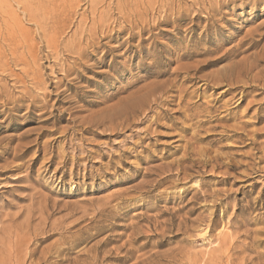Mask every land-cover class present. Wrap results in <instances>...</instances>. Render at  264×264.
Listing matches in <instances>:
<instances>
[{"label": "rangeland", "instance_id": "rangeland-1", "mask_svg": "<svg viewBox=\"0 0 264 264\" xmlns=\"http://www.w3.org/2000/svg\"><path fill=\"white\" fill-rule=\"evenodd\" d=\"M32 1L45 4L42 26L54 21L51 42L22 4L0 0L34 51L55 55L3 70L0 57L6 264L28 258L35 223L49 236L40 251L83 229L54 264L94 253L97 264H264V0ZM25 215L34 227L21 234Z\"/></svg>", "mask_w": 264, "mask_h": 264}, {"label": "bare ground", "instance_id": "bare-ground-1", "mask_svg": "<svg viewBox=\"0 0 264 264\" xmlns=\"http://www.w3.org/2000/svg\"><path fill=\"white\" fill-rule=\"evenodd\" d=\"M13 1H17L18 3H20V4H22L21 6H24L23 7V9H25V10H23V11H25L26 12V18L28 19V22L29 21H31V23L33 22V24L35 23V24H37V26L42 30V31H39V32H43V34H42V38L45 40V42L43 41V44L44 43H48V42H51V41H53L54 40V37L55 36H57L58 35V31L57 30H55L54 29V21L51 23L52 24V27L51 28H49V29H46V27H44V25L42 26L41 25V23H45L46 21H45V19H44V17H39L38 16V14L41 12V11H39V9H41V10H43V11H45V9H46V7H45V4H44V2H42L41 1V3H39V4H37L36 2L34 3V1H32V0H13ZM228 1V0H227ZM126 2V1H125ZM161 2V1H160ZM13 3V2H12ZM18 3H16V4H18ZM122 3H124L123 1H122ZM15 4V3H14ZM154 4H155V2H154ZM229 5V4H228ZM67 6V5H66ZM121 6H122V4H121ZM159 6V5H158ZM157 6V7H158ZM5 6H2L1 4H0V42H2V48H0V57L2 56V58H3V60H4V63L1 65V70H3V69H9V62H8V59H10L11 60V62H12V64H13V66L15 65V66H17V65H23V66H29V64L30 63H36L37 62V56H38V53H40L39 52V50L37 49V47H35V49H36V51H34V44L32 43V40L31 39H29V37L26 35V32H27V30H25L24 28H22L20 25H18L19 24V21H18V19H17V16L14 14V12H13V10L12 9H8L7 10V7H9L10 8V5H8V6H6L5 8H4ZM76 7V6H75ZM127 7V6H126ZM118 8V7H117ZM123 8V7H122ZM160 9V8H159ZM115 10H117V9H115ZM49 11H51L52 13H54V3L53 4H50V9H49ZM161 11V10H160ZM22 14V13H21ZM104 15V14H103ZM99 16V15H98ZM102 16V15H101ZM104 17V16H103ZM94 18V17H93ZM98 18V17H97ZM105 18V17H104ZM40 19H41V21H40ZM95 20V19H94ZM102 20V19H101ZM23 21V20H22ZM96 21V20H95ZM141 21H143V20H141ZM41 22V23H40ZM97 23H98V21H96ZM106 22H108V21H106ZM128 22V21H127ZM21 23V22H20ZM95 23V22H94ZM94 23H92V25L94 24ZM100 23V22H99ZM73 24V23H72ZM102 24V23H101ZM104 24V23H103ZM96 25V24H95ZM141 26V25H140ZM100 27V26H99ZM101 27L103 28V26L101 25ZM105 27H107V26H105ZM123 28V27H122ZM132 28V27H131ZM90 29V28H89ZM94 29V28H93ZM130 29V28H129ZM100 30V29H99ZM98 30V31H99ZM132 30V29H131ZM257 30V29H256ZM91 31V30H90ZM95 31V30H94ZM94 31L92 30V32L94 33ZM101 31H102V29H101ZM106 31V30H105ZM87 32V31H86ZM85 32V33H86ZM92 32H89L88 31V37H89V35L91 36L92 35V37H94L95 36V33L94 34H89V33H92ZM36 33V32H35ZM77 33V32H76ZM37 34V33H36ZM107 34H108V32H107ZM77 35V34H76ZM78 36V35H77ZM83 36H85V35H83ZM255 36V35H254ZM102 37V36H101ZM108 37V36H107ZM247 37V36H246ZM34 38V37H33ZM40 38H41V33H40ZM77 38H79V36L77 37ZM82 38V37H81ZM84 39V38H83ZM244 39V38H243ZM79 40V39H78ZM87 40V39H86ZM89 40V39H88ZM74 41H75V39H74ZM90 41V40H89ZM75 42H79V41H75ZM75 42H74V44H75ZM91 42V41H90ZM247 42V41H246ZM39 43L41 44V42L39 41ZM71 43H72V41H71ZM70 43V44H71ZM84 43V42H83ZM86 43V42H85ZM97 43V42H96ZM252 43V42H251ZM39 44V45H40ZM42 44V45H43ZM88 44V43H87ZM93 44V43H92ZM1 45V44H0ZM59 45V44H58ZM76 45V44H75ZM82 45V44H81ZM84 45V44H83ZM86 45V44H85ZM248 45H250V44H248ZM38 46V45H37ZM46 46V45H45ZM69 46V45H68ZM71 46L72 47H75L74 45H72L71 44ZM76 46H79V45H76ZM89 47L91 46V45H88ZM95 45H93V47H94ZM40 47V46H39ZM70 47V46H69ZM68 47V48H69ZM83 47V46H82ZM81 47V48H82ZM86 47V46H85ZM84 47V48H85ZM67 48V47H66ZM76 48V47H75ZM83 48V49H84ZM46 50H47V46H46V48H45ZM49 49V48H48ZM61 49H62V47H61ZM78 49V48H77ZM76 49V50H77ZM82 49V50H83ZM90 49V48H89ZM70 50V49H69ZM68 50V51H69ZM72 50H73V48H72ZM82 50H81V52H82ZM60 51V50H59ZM64 51H66V50H64ZM71 51V50H70ZM4 52H5V54H4ZM35 52V53H34ZM49 52L50 53H48L47 55H45V54H43V52H41L43 55H45V57L44 58H46V59H50V58H52V56H55L54 55V50H50L49 49ZM74 52H75V54H76V51L74 50ZM111 52V51H110ZM40 53V54H41ZM62 53H64V52H62ZM77 53H79V52H77ZM70 54V53H69ZM80 54V53H79ZM84 54V53H83ZM58 55H60V54H58ZM74 55V54H73ZM118 55V54H117ZM190 55V54H189ZM192 55V54H191ZM8 56V57H7ZM41 56V55H40ZM77 56H78V54H77ZM1 58V59H2ZM41 58V57H40ZM75 59H76V55H75ZM39 60V59H38ZM44 61V60H43ZM80 62H81V60H80ZM198 62V61H197ZM1 63V62H0ZM72 63H73V61H72ZM240 63H242V62H240ZM52 64H53V66H54V64L55 63H51V66H52ZM205 66L207 67V66H213L214 64H215V62L214 61H212V60H209V61H206L205 63ZM239 64V63H238ZM249 64V63H248ZM48 65H50V64H48ZM193 65V64H192ZM235 65V64H234ZM233 65V66H234ZM12 66V65H11ZM34 66V65H33ZM57 66V65H56ZM195 66V65H194ZM232 66V67H233ZM19 67V66H18ZM235 67V66H234ZM236 67H238V66H236ZM235 67V68H236ZM240 68H242V67H244V66H239ZM246 67V66H245ZM248 68H249V66H247ZM12 68V67H11ZM21 68V67H20ZM41 68H43V67H40V69ZM48 68V67H47ZM240 68H238V69H240ZM253 68V67H252ZM66 69V68H65ZM69 70H70V68H68ZM198 69H200V67L198 68ZM230 69H231V67H230ZM233 69V68H232ZM243 69V68H242ZM250 69V68H249ZM43 70V69H42ZM41 70V71H42ZM51 70V69H50ZM69 70L67 71V73H69ZM193 70V69H192ZM235 70V69H234ZM241 70V69H240ZM244 70V69H243ZM247 70V69H246ZM11 71H13V70H11ZM32 71V70H31ZM34 71V70H33ZM64 71H66V70H64ZM198 71V70H197ZM230 71H233V70H230ZM247 71H249V70H247ZM2 72V71H1ZM6 72V71H5ZM4 72V73H5ZM30 72V71H29ZM227 72H229V71H227ZM251 72V71H250ZM3 73V72H2ZM1 73V74H2ZM23 73V72H22ZM44 73V72H43ZM51 73V72H50ZM65 73V72H64ZM224 73V72H223ZM232 73V72H231ZM242 73H246L245 71L243 72V71H239V75L241 76L242 75ZM24 74V73H23ZM29 74V73H28ZM52 74V73H51ZM222 74V73H221ZM226 74V73H225ZM32 77H31V82H32V84L34 85V86H38L39 84H41V82H42V78H41V76L42 75H40V73L39 72H35V73H32ZM53 75V74H52ZM238 75V74H237ZM9 76V75H8ZM29 76V75H28ZM45 76V75H44ZM7 77V76H6ZM46 77V76H45ZM217 77V76H216ZM229 77V76H228ZM231 77V76H230ZM237 77V76H236ZM239 77V76H238ZM242 77V76H241ZM8 78H10V76L8 77ZM47 78V77H46ZM46 78H45V80H46ZM209 78V77H208ZM218 78V77H217ZM216 78V79H217ZM245 78V77H244ZM26 79V78H25ZM28 79V78H27ZM221 79V78H220ZM228 79V78H227ZM235 79V78H234ZM6 80V79H5ZM24 80V79H23ZM215 80V79H214ZM222 80H225V79H222ZM221 80V81H222ZM236 80V79H235ZM234 80V81H235ZM27 81V80H26ZM25 81V82H26ZM229 81V80H228ZM21 82V81H20ZM19 82V83H20ZM45 82V81H44ZM173 82V81H172ZM236 82H238V80H236ZM240 82V81H239ZM47 83H49V82H47ZM216 83V82H215ZM228 83V82H227ZM231 83V82H230ZM18 84V83H17ZM46 84V83H45ZM214 84V83H213ZM237 84V83H236ZM242 84V83H241ZM2 85V84H1ZM20 85H21V83H20ZM26 85V84H25ZM28 85H30V83H28ZM230 85V84H229ZM244 85V84H243ZM7 85H5V87H6ZM45 86V85H44ZM3 87V86H2ZM1 87V88H2ZM31 87V86H30ZM32 88V87H31ZM7 89V88H6ZM5 89V90H6ZM46 89V88H45ZM37 91H38V89H36ZM2 91L4 92V90H3V88H2ZM1 91V92H2ZM9 91V90H8ZM21 91H23V89L21 90ZM158 91H160V90H158ZM3 92H2V94H3ZM31 92H33V91H31ZM40 92V91H39ZM5 93V92H4ZM12 93V92H11ZM22 93V92H21ZM26 93V92H25ZM2 94H0V95H2ZM6 94V93H5ZM8 94V93H7ZM6 94V95H7ZM10 94V93H9ZM8 94V95H9ZM31 94V93H30ZM30 94H29V96H30ZM148 95V97L149 98H152V102H156L157 101V98H159V97H155L156 95L155 94H158V92H155V90L154 91H151V92H149V93H147ZM24 95V94H23ZM28 95V94H27ZM27 95H25L26 97H27ZM158 95H160V93L158 94ZM10 96H12V94L10 95ZM19 96H21V95H19ZM33 96H34V94H33ZM7 96H5V98H6ZM144 97V96H143ZM33 98V97H32ZM35 98V97H34ZM139 98V97H138ZM7 99V98H6ZM13 99V98H12ZM19 99V98H18ZM29 99H30V97H29ZM36 99V98H35ZM35 99H32V100H35ZM10 100V99H9ZM31 100V99H30ZM31 100V101H32ZM8 101V100H7ZM159 101V100H158ZM132 102V101H131ZM15 103V102H14ZM139 103L141 104V105H143V103H144V99H142V100H140L139 101ZM157 103V102H156ZM155 103V104H156ZM121 104V103H120ZM31 105V104H30ZM33 105V104H32ZM149 106V105H148ZM119 107V106H118ZM117 107V108H118ZM121 107V106H120ZM131 107L133 108H136V107H138V104H136V105H131ZM140 107V106H139ZM129 108V107H128ZM131 108V109H132ZM116 109V108H115ZM126 109V108H125ZM122 110V109H121ZM139 110V109H138ZM152 110V109H151ZM137 111V110H136ZM125 112V111H124ZM129 113V112H128ZM133 113H135V112H133ZM133 113H131V114H133ZM125 114V113H124ZM129 115H130V113H129ZM128 115V116H129ZM49 116V115H48ZM119 116V115H118ZM115 117V116H114ZM112 118V117H111ZM126 119V118H125ZM169 169V168H168ZM181 171V170H180ZM182 171H183V169H182ZM181 173V172H180ZM183 175H184V173H182ZM40 203V204H39ZM37 205H40V207L42 206L41 205V202H39ZM36 205V206H37ZM36 206H34V207H36ZM46 207V206H45ZM30 208V207H29ZM33 209V208H32ZM41 209V210H40ZM39 210L40 211H42V207L40 208ZM43 209H45V208H43ZM106 209V208H105ZM27 210V209H26ZM31 210V209H30ZM46 210V209H45ZM45 210H43V211H45ZM33 211V210H32ZM37 211H38V207H37ZM42 211V212H43ZM99 212V211H98ZM34 213V212H33ZM38 213H40L39 211H38ZM102 213V212H101ZM27 214V213H26ZM30 214V213H29ZM28 214V215H29ZM42 214V213H41ZM41 214H39L40 215V217H39V219L41 220ZM44 214H46V213H44ZM28 215L26 216V217H28ZM38 215V214H37ZM34 216V215H33ZM46 215H44V217H45ZM102 216V215H101ZM33 218V217H32ZM38 218V217H37ZM26 221H23V222H26V223H23V224H25V226L23 225V226H21V225H19V226H15V228L14 229H17V231L19 232L20 231V233L22 234L23 233V231H29L30 232V229L32 230V228L34 227V225L32 226V224H31V228H30V224H29V221H30V219H31V217H28V218H24ZM42 220H43V218H42ZM39 222H43V221H39ZM38 222V223H39ZM45 222V221H44ZM73 222V221H72ZM90 222V221H89ZM94 222V221H93ZM55 224V223H54ZM45 225V224H44ZM62 225V224H61ZM65 225V224H64ZM184 225V224H183ZM12 226V225H11ZM39 226V225H38ZM40 226L42 227L43 226V224H41L40 223ZM39 226V227H40ZM51 226H53V225H51ZM94 226V225H93ZM13 227V226H12ZM17 227V228H16ZM39 227H37V225H36V223H35V228H33V234H32V239H33V243L31 244L30 242V244H31V247H30V249H29V252H27L28 254V258L26 259V258H23V261L22 262H20V260H17V259H15V261H13L12 260V264H22V263H24V262H28V264H54V262H51V259L52 258H54L53 256H54V253L57 255V257H59L62 253H64L65 251H69L72 247H73V245H72V243H74V244H77L76 243V241L78 240V237L80 236L79 235V231H83V229H79L78 230V232H77V234L76 235H72V236H70L68 239H66L65 241H63V242H61L60 244H58V246L55 248V246H52V248H50L49 246V248L48 247H45V249H44V247H43V250H38V248H39V246L38 247H36L37 245H36V243H34V241L35 242H38V243H42V241L44 240V238H48L49 236H46V234L47 233H43V232H41V230H44V228L43 229H41V228H39ZM44 227V226H43ZM54 227V226H53ZM47 228V227H46ZM54 228H56V227H54ZM58 228H61V227H59L58 226ZM80 228V227H79ZM61 229H64L63 227L61 228ZM67 229V228H66ZM85 229V228H84ZM88 229V228H87ZM53 230V229H52ZM52 230H50V231H52ZM60 230V229H59ZM13 231V230H12ZM11 231V232H12ZM24 232V233H25ZM48 232V231H47ZM13 233V232H12ZM11 233V234H12ZM19 233V235H21ZM38 233V234H37ZM40 233V234H39ZM91 233V232H90ZM11 234H9L8 233V239H10L11 237H10V235ZM25 234H27V233H25ZM28 235V234H27ZM30 235V234H29ZM134 235V234H133ZM132 235V236H133ZM137 235V234H136ZM45 236V237H44ZM61 236V235H60ZM10 237V238H9ZM7 238V237H6ZM131 238H133V237H131ZM23 239V238H22ZM136 239V238H135ZM24 240V239H23ZM131 240V239H130ZM133 241V240H132ZM2 242H6L7 243V241H6V239H5V241L3 240ZM18 242H20V241H16V247H17V249H20V244H18ZM5 243V244H6ZM10 243V242H9ZM69 243H71V244H69ZM29 244V245H30ZM123 244V243H122ZM222 244H224V243H222ZM221 244V245H222ZM1 245V244H0ZM56 245H57V243H56ZM129 246H131L130 244H128ZM65 246H66V248H65ZM224 245H222L221 247H219L218 249H216V250H214L215 252H220L222 249V247H223ZM21 247H22V245H21ZM46 248H48V249H46ZM121 248V247H120ZM131 248V247H130ZM134 248V247H133ZM132 248V249H133ZM42 249V248H41ZM55 249V250H54ZM127 250H125L126 252H125V255L124 256H117V257H114L113 258V260L114 261H117V262H120V261H122L123 259H126L128 256L127 255H132L133 254V252H135V250H133V252H132V249H128V248H126ZM214 249V248H213ZM112 250V249H111ZM38 251H40V252H38ZM94 251H95V249H94ZM108 251H110V250H108ZM138 251V250H137ZM87 252V251H86ZM3 253V254H2ZM2 253H0V264H6L7 263V259H9V258H7L6 256V252H3L2 251ZM16 253V252H15ZM37 253L39 254L38 255V257L36 258V255H37ZM108 253V252H107ZM10 254V253H9ZM81 254V253H80ZM87 254H89V253H87ZM86 254V255H87ZM100 254V253H99ZM104 254V253H103ZM221 254V253H220ZM219 254V255H220ZM15 255H17V254H15ZM25 255V254H24ZM63 255V254H62ZM90 255V254H89ZM218 255V256H219ZM88 256V255H87ZM113 256H114V253H113ZM221 256V255H220ZM18 257V256H17ZM84 257H85V254H84ZM89 257V256H88ZM99 257H100V255H99ZM99 257H98V254H96V253H94V255L91 257V259H90V262L88 263V264H97V263H99ZM102 257H104V256H102ZM131 257V256H130ZM213 257V256H212ZM65 258V257H64ZM106 258V257H105ZM211 258V257H210ZM221 257H219V259H220ZM11 259V258H10ZM9 259V260H10ZM13 259V258H12ZM103 259V258H102ZM101 259V260H102ZM216 259V258H215ZM68 260V259H67ZM87 260V259H86ZM217 260V259H216ZM221 260V259H220ZM219 260V261H220ZM224 260V259H223ZM230 260H231V258H230ZM11 261V260H10ZM110 261V260H109ZM218 261V262H219ZM74 262H77L76 260H74L73 261V263ZM83 262V261H82ZM102 262V261H101ZM116 262V263H117ZM213 262H215L214 261V258H213ZM217 261H216V263H218ZM223 262V261H222ZM78 264L80 263V262H77ZM85 263H87L86 261H85ZM220 263V262H219ZM107 264V263H106ZM139 264V263H138ZM228 264V263H227ZM239 264V263H238Z\"/></svg>", "mask_w": 264, "mask_h": 264}]
</instances>
